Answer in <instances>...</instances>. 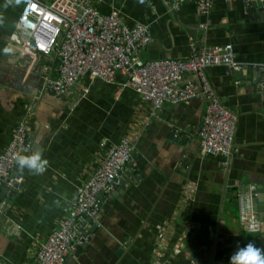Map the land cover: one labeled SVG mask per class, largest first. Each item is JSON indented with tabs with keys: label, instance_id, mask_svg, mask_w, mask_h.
<instances>
[{
	"label": "crops",
	"instance_id": "crops-1",
	"mask_svg": "<svg viewBox=\"0 0 264 264\" xmlns=\"http://www.w3.org/2000/svg\"><path fill=\"white\" fill-rule=\"evenodd\" d=\"M92 1L101 13L116 11L129 27L148 26L152 39L140 54L144 61L188 59L191 38L200 48L232 44L239 62L264 66V17L248 13L253 0H213L205 17L195 13L192 2L169 14L161 0ZM21 4L0 0V154L25 119L30 154L40 152L48 166L40 175L18 167L22 183L12 198L4 197L7 206L0 214V264H34L77 189L107 147L124 136L135 148L119 178L123 188L118 185L104 201L101 227L72 264H151L158 258L172 264H229L237 246L252 243L264 250V215L261 232L254 235L237 220L240 190L264 188V75L258 81L252 69L206 71L236 117L234 151L224 169L221 157L200 151L203 100L164 104L151 116V103L122 88L119 74L111 84L84 78L80 84L89 93L83 98L77 87L62 98L40 94L43 72L55 74L54 56L4 51L17 42ZM187 184L195 187L191 198L184 193ZM12 224L20 226L18 235L9 234Z\"/></svg>",
	"mask_w": 264,
	"mask_h": 264
},
{
	"label": "built area",
	"instance_id": "built-area-1",
	"mask_svg": "<svg viewBox=\"0 0 264 264\" xmlns=\"http://www.w3.org/2000/svg\"><path fill=\"white\" fill-rule=\"evenodd\" d=\"M21 1L15 25L17 42H9L7 48L16 49L17 55L30 53L36 58L51 55L57 61L55 74L42 71L40 94L62 98L77 87L83 98L89 93V87L80 84L84 78L111 84L119 74L123 79L122 88L131 89L151 103V116L164 104L203 100L204 111L197 131L201 154L219 156L221 167H228L234 151L236 117L216 94L206 71L213 66H224L239 73L264 69V66L239 62L232 44L200 48L191 38L192 55L188 59L144 61L140 54L152 39L146 25L129 27L116 11L99 12L92 0ZM185 2H192L195 13L205 17L209 15L213 0H161L169 14H176ZM199 28L205 30L203 24ZM76 104H70V110ZM31 112L28 108L27 113ZM100 145H106V140ZM134 148L135 144L125 136L107 147L102 162L77 189L67 213L40 245L34 264H65L67 256L88 242L92 225L101 227L102 204L114 194L121 173L131 162ZM17 153L30 155L25 119L16 126L9 144L0 154V189L6 188L0 201V214L7 206L4 197L12 198L22 183L14 160ZM194 190L193 184L184 186V193L190 198ZM254 197L251 193L238 195V223L252 235L261 232ZM8 232L18 235L20 226L12 224ZM151 264L172 263L158 258Z\"/></svg>",
	"mask_w": 264,
	"mask_h": 264
},
{
	"label": "clouds",
	"instance_id": "clouds-1",
	"mask_svg": "<svg viewBox=\"0 0 264 264\" xmlns=\"http://www.w3.org/2000/svg\"><path fill=\"white\" fill-rule=\"evenodd\" d=\"M5 52L11 49L5 48ZM14 160L20 169H28L36 175L43 174L48 166V161L42 157L40 152L30 155L15 154ZM229 264H264V250L248 243L243 247L237 246L234 253L229 258Z\"/></svg>",
	"mask_w": 264,
	"mask_h": 264
},
{
	"label": "water",
	"instance_id": "water-1",
	"mask_svg": "<svg viewBox=\"0 0 264 264\" xmlns=\"http://www.w3.org/2000/svg\"><path fill=\"white\" fill-rule=\"evenodd\" d=\"M247 10H248L249 14L255 12L256 14L260 15V18L263 19V17H264V12H263L264 11V0H253V1H251L250 5H247ZM252 74L255 75L259 81L261 74L264 75V69L254 68V69H252ZM262 87L264 89V84L262 85ZM17 168H18V166H17ZM119 186H120V188H123L122 183H119ZM5 189H6L5 187H2L0 189V201L4 196ZM240 191H241V193H245V194L251 193L252 195H255V197L253 199V204L255 206L256 211L258 212L259 219L262 222L263 221V215H264V196H263L264 195V188H261V186H254L251 188L245 187V188H242ZM95 229H96V226L92 225L91 231H94ZM78 251H75V252L71 253L69 256H67L65 264H72L73 258H75L77 256Z\"/></svg>",
	"mask_w": 264,
	"mask_h": 264
},
{
	"label": "rangeland",
	"instance_id": "rangeland-1",
	"mask_svg": "<svg viewBox=\"0 0 264 264\" xmlns=\"http://www.w3.org/2000/svg\"><path fill=\"white\" fill-rule=\"evenodd\" d=\"M17 1H20V0H17ZM17 1H16V2H17Z\"/></svg>",
	"mask_w": 264,
	"mask_h": 264
}]
</instances>
